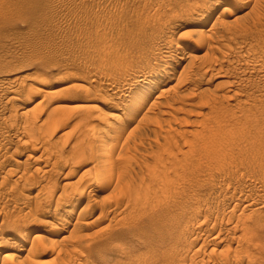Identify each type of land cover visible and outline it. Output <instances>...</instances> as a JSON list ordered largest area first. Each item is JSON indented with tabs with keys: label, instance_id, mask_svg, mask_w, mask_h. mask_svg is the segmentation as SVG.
<instances>
[{
	"label": "rangeland",
	"instance_id": "obj_1",
	"mask_svg": "<svg viewBox=\"0 0 264 264\" xmlns=\"http://www.w3.org/2000/svg\"><path fill=\"white\" fill-rule=\"evenodd\" d=\"M199 42L204 43V46ZM195 43L204 48L198 49ZM176 45H184L185 51L180 52L177 49L180 46L176 47ZM157 55L159 58L162 56L158 69L166 63L171 66L178 63V66L171 71L174 73L173 80H169L170 76L166 74L150 85L149 81L153 80L152 75L146 73L144 78L142 74L145 70L144 66L146 68ZM185 65L189 68H185ZM182 68L186 70V74L182 72ZM180 73L185 76L182 75L180 78ZM187 75L192 77L188 78ZM156 97L159 99L155 100ZM155 102L157 105H154ZM171 102V106H166ZM150 105L153 107L152 110L149 109ZM147 110L150 112L148 113ZM107 115H113L114 118L108 119ZM146 117L151 121H144ZM100 120L103 121L100 122ZM139 120L141 122L136 123ZM93 127H96L95 131L99 130L98 134H93L94 137L91 132L86 134ZM108 127H114L116 137L112 134L110 139H100L104 137ZM141 132L144 134H140ZM117 137L119 143L116 140ZM126 137H129L128 140ZM137 137H142L144 140H138ZM124 139L128 144L124 142ZM81 142L85 143L84 148L81 147ZM112 143H118L116 148L121 147V150L117 149L112 153L114 181L110 185L112 187L96 195L99 175L105 167L104 160L100 159L102 157L96 154L102 149L107 150ZM217 146L226 153L219 151ZM79 147L80 151H78ZM125 147L127 149L124 151ZM212 147L219 151L215 152L219 157L216 156V161L223 162L222 165L226 164L218 167L220 172L217 173L215 171L217 162L211 163L199 157L200 153ZM96 148L101 150L95 151ZM179 150L183 155L181 152V154L178 153ZM188 153L191 155L189 158ZM184 154L187 156L185 157ZM172 155L173 161L169 159ZM223 155L227 156V161ZM125 156L130 159L128 163L125 162ZM158 157L163 163L159 162L161 159ZM120 158L125 159L126 165L120 162L122 161ZM166 159L170 161L166 162ZM224 159L226 162L223 161ZM177 161H180L178 166L181 164L182 167L175 169L174 165ZM170 162L174 164L171 168L176 172L168 168ZM204 163L209 170L204 168L206 167ZM230 164H234L235 168H232ZM159 165L164 168L166 165L165 169L168 171ZM123 168L133 169V172L128 170L130 173H125V170L124 173L127 176L124 177L128 184H119L118 189L116 181L118 180L119 183L123 181L124 177L122 178L120 174ZM153 168V174L157 172L154 177L151 174ZM197 168L199 172H194L193 169L197 170ZM155 169H157L156 172ZM186 169L187 172H185ZM170 170L174 175L180 176L181 172L184 173L180 177L176 175L177 179L174 180L176 176L174 177L173 173V177L170 176ZM189 170L192 171L191 174L188 173ZM223 171L227 173L223 175ZM230 174L234 177H230ZM150 175L153 177L152 181ZM156 175L161 178L165 175V177L160 179ZM167 176L171 185L176 180L178 184L174 182V188H169L170 185L165 190L160 181L163 180L164 183ZM149 180L152 184L154 180L162 186L159 189L155 188L156 190L152 189ZM181 180H184L183 183L180 182ZM206 180L211 182L212 187L209 182L206 183ZM168 181H166L167 184H169ZM188 181L193 182L188 185ZM148 183L151 185L148 186ZM139 184H143L141 185L143 189L138 186ZM144 184H147L148 188ZM221 184H223L222 187H218ZM124 185H130L131 188L139 187L142 189L140 193L146 189L154 190V193L151 192L155 194V200L159 198L157 201L160 202L161 205L158 203L160 207L155 206L157 211L152 209V205L157 202H152L154 198L149 197L152 195L146 190L149 193L145 191L144 194H148L149 199L146 200L145 195H141V198L143 202L151 201V204L147 203V205L152 206V210L143 206L145 209L143 208L140 218L135 213L136 210L131 208L141 221L137 224L138 219L135 216L137 220L133 216L131 218L130 202L126 205L129 200L127 198L130 196L116 193V190L119 191ZM153 187L159 186L153 184ZM161 187L163 191L160 190ZM175 187L179 191L180 188L181 190L184 188L188 194L185 197L181 196V200L179 196L172 199L171 193ZM260 190L264 191V0H0V264H124L123 256L126 254L130 255L125 256L127 264H139V262L140 264H164L166 261L165 264H170L171 261H173L171 264H191L192 259L193 264H202V261L207 262L204 264H224L222 259L225 261V258H227L225 264H235L240 257L238 260L240 263L236 262L237 264H246L247 260L252 261L253 264H264V225L260 226L262 230L256 228L263 233V236L259 235V231L256 233V229L249 227L256 233L250 242L247 240L253 236L251 230L244 233L248 227L243 229L239 227L244 223L247 224V220L244 219L251 215L249 213L251 209L243 208L246 202L257 200L258 204L262 202L261 206H264L262 205L264 192ZM238 192H241L243 201L238 202L239 206L236 209L231 207L232 203H236H231L234 201L231 196H239ZM227 193L232 195L228 196ZM123 197L125 198L122 199ZM228 197H231L230 200ZM249 197L251 201L248 200ZM200 198L203 200L201 201ZM215 198H219L218 201ZM224 198L230 203L229 205ZM177 199L180 200L178 203H176ZM198 199L201 204L209 205L211 202V207L201 206L197 203ZM189 201L196 202V205ZM174 203L179 206L177 207ZM86 204H92V209ZM124 206L127 209H124ZM162 206L166 209L165 214H163L165 209ZM184 206L185 210L182 208ZM196 206H198L197 209ZM200 206L201 212L198 210ZM205 207H209L211 212H207L208 208ZM139 209L138 207V212ZM146 209L151 211L145 212ZM170 209L172 212L175 210V214L168 213ZM191 209L196 211L193 213ZM223 209L229 215L225 213V219L221 216L216 218L217 213L214 211L220 213ZM262 209L260 212L263 214H260L264 215V208ZM152 211L156 214H153L154 217L150 214ZM182 211L183 216L186 217H182L181 220ZM166 214H169L168 219ZM188 215L193 216H191L192 220ZM170 216L175 218L171 220ZM133 218L136 225H133L134 222L129 223L133 221ZM229 219L230 222L227 224ZM174 220L178 223L182 222L181 225L179 223L180 226H176L177 223ZM211 220L214 221L211 222ZM208 221L209 223H205ZM220 222L224 223L221 225ZM187 223H197L196 225L202 223V226L196 227L195 224ZM212 224L218 228L212 229ZM166 226L171 227L170 229L175 232L172 234L170 232L172 230ZM184 226L191 228L193 232L189 228L186 230ZM165 228L171 233V237ZM181 228L184 229L183 232L180 231ZM208 229V232L212 233L211 236L206 231ZM237 229H242L243 233L241 234L242 231ZM161 231H164V234L167 232L168 236ZM184 231H190V233L185 234ZM218 231L222 233L219 235ZM249 233L252 234H250L251 238L245 236ZM187 234H192L189 235L188 242L193 241L188 243L189 245L186 244ZM184 235L186 239L183 238ZM35 236L39 239L42 237L43 240L37 239L36 241H39L37 243L34 241ZM113 236L115 240L111 238ZM165 237L167 239H164ZM174 238L178 240L183 238V240L177 241ZM204 239H209L210 242ZM241 239L248 242V244L245 243L249 245L246 247L249 251L244 247L245 243ZM238 240H241V244ZM171 241L177 242L172 244ZM31 243L36 246L31 247ZM17 244L21 245V251L14 249ZM153 244L157 245L156 251L159 250V254L155 251L156 245L153 246ZM179 244L182 249L178 248ZM200 244L209 246L204 245L201 249ZM217 244L218 246H215ZM250 244L254 248L256 245L258 247L254 249ZM191 245L194 248L190 249ZM260 245H263L262 253ZM113 246L116 250L122 251L124 248L126 250L124 254L119 250L115 252ZM184 246L190 249V254L186 249L184 253L179 252L183 251ZM237 246L242 248L239 249ZM30 247L35 248L32 250ZM169 247H173L174 251ZM70 248L74 250V253ZM175 248L179 249V251L176 250L178 253ZM197 248L199 252L195 253ZM237 248L245 252L238 253ZM213 250L214 254L211 253ZM255 250L260 251L257 254ZM168 251H173L170 253L171 256L168 255ZM193 251L196 256L193 255ZM11 254L13 257L9 256ZM172 254L176 256L172 257ZM178 254L187 255L184 257ZM245 254L251 257L246 255L248 257L246 258ZM165 255L169 257L166 258ZM190 255L197 258L192 256L191 258ZM170 257L174 260L170 259L168 263ZM133 258L137 259L136 263ZM153 258L156 263H153ZM233 259L236 261L234 262ZM195 260L199 261L195 262ZM253 260L257 262L254 263Z\"/></svg>",
	"mask_w": 264,
	"mask_h": 264
},
{
	"label": "bare ground",
	"instance_id": "obj_2",
	"mask_svg": "<svg viewBox=\"0 0 264 264\" xmlns=\"http://www.w3.org/2000/svg\"><path fill=\"white\" fill-rule=\"evenodd\" d=\"M243 1H246V0H243ZM203 41H204V40H203ZM222 41H223V40H222ZM208 42H209V41H208ZM218 43H219V42H218ZM218 43H216V44H218ZM195 44H196V43H195ZM199 44H202V45L204 46V43H200V42H199ZM208 44H209V43H208ZM210 44H211V43H210ZM202 45H199V46H198V45L196 44L195 46H196L198 49H202V48H204ZM177 46H180V45H176V47H177ZM211 46H212V45H211ZM213 46L215 47V45H213ZM223 46H224V45H223ZM196 47H195V49H196ZM205 47H206V46H205ZM185 48H186V46H185ZM207 48H208V47H207ZM177 49L180 50V52H184V51H185V49H184V45L178 47ZM209 49L212 50L211 48H209ZM153 50H154V49H153ZM168 50H169V49H168ZM206 50L208 51V49H206ZM173 51H174V50H173ZM175 51H176V50H175ZM187 51H188V50H187ZM153 53H154V51H153ZM155 54H156V53H155ZM155 54H153V55H155ZM157 54L159 55V53H157ZM160 54H161V53H160ZM183 54H184V53H183ZM183 54H182V55H183ZM187 54H188V53H187ZM158 55L155 56L156 58H154V60H153L152 62H150L149 64L147 63L148 65L146 64V65H147L146 68H145V66H144V69H145V70L143 69L144 71L142 70V71L144 72V73L142 74V77L144 76V78H146V77H145L146 73H149L150 75H152V77H151V76H150V77L153 78V80H152V81H149L150 85L153 84L154 82H156V80H157L158 78L163 77V76H166V74H169V76H170V77H169V80H171L172 77H173V74H174V73H172L171 71L174 70V67H175V66H178V63H177V64H174V66H171L170 64L166 63L163 67H162V65H161V67L158 69V67H159V61L162 60V59H160L162 56L160 55L161 57L159 58ZM178 55H179V54H178ZM174 58H175V57H174ZM178 58H179V57H178ZM183 58H184V57H183ZM183 58H182V59H183ZM178 60H179V59H178ZM150 61H151V60H150ZM212 61H213V60H212ZM215 62H216V60H215ZM173 63H174V62H173ZM173 63H172V64H173ZM211 63H212V62H211ZM253 63H254V62H253ZM254 64H255V63H254ZM187 65L189 66V64H187ZM204 65H205V64H204ZM209 65H210V63H209ZM188 66L185 65L184 67H185V68H186V67L189 68ZM250 66H251V64H250ZM211 68H212V67H211ZM211 68H210V69H211ZM201 69H202V67H201ZM182 70H183V68H182ZM208 70H209V68H208ZM211 70H212V69H211ZM219 70H220V68H219ZM187 71H188V70H187ZM212 71H213V70H212ZM221 71H222V70H221ZM182 72H183V73L185 72V74H186V70H183ZM204 72H205V71H204ZM206 72H207V70H206ZM218 72H220V71H218ZM139 73H140V72H139ZM141 73H142V72H141ZM220 73H221V72H220ZM149 74H148V75H149ZM185 74L183 75L182 73H180V76H179V77L181 78L182 75L185 76ZM203 74H205V73H203ZM138 76H139V75H138ZM140 76H141V75H140ZM167 76H168V75H167ZM135 77H136V76H135ZM147 77H148V76H147ZM150 77H148V78H150ZM187 77L189 78V77H192V76H191V75H187ZM136 78H137V77H136ZM173 78H174V77H173ZM221 78H222V77H221ZM134 79H135V78H134ZM139 79H140V78H139ZM141 80H142V79H141ZM159 80H160V79H159ZM169 80H168V81H169ZM172 80H173V79H172ZM185 80H186V79H185ZM188 80H189V79H188ZM188 80H187V81H188ZM145 81H146V79H145ZM137 82H138V81H137ZM139 82H140V81H139ZM147 82H148V81H147ZM157 82H158V81H157ZM165 82H167V81H165ZM158 83H159V82H158ZM159 84H160V83H159ZM164 84H165V83H164ZM152 86H153V85H152ZM155 88H156V87H155ZM41 90H42V89H41ZM117 90H118V89H117ZM41 92H42V91H41ZM43 92H44V91H43ZM118 92H120V91H118ZM47 94H48V93H47ZM140 94H141V93H140ZM142 95H143V94H142ZM232 97H233V96H232ZM10 98H11V97H10ZM10 98H9V99H10ZM12 98H13V97H12ZM158 99H159V97H156L155 100H158ZM7 102H8V101H7ZM143 102H144V101H143ZM154 105H157L156 102H155ZM171 105H172V102H171V104L169 103V104H167L166 106H171ZM150 108H151V109H150ZM152 108H153L152 105H150L149 109L152 110ZM154 108H155V106H154ZM165 108H168V107H165ZM150 110H147V112H148V111L150 112ZM136 111H137V110H136ZM149 112H148V113H149ZM26 114H27V113H26ZM26 114H25V115H26ZM145 114H146V112L144 113V115H145ZM110 115H111V114H110ZM107 116H108V119H113V118H114L113 115H112V116L107 115ZM114 116H115V115H114ZM145 116H146V115H145ZM147 117H148V116H147ZM147 117H146L145 119H143V120H144V121H151V120H149ZM141 118H142V117H141ZM139 119H140V118H139ZM147 119H148V120H147ZM143 120L141 119L142 122H143ZM101 121H103V120H100V122H101ZM141 121L139 120V122H136V123L139 124ZM98 122H99V121H98ZM106 122H107V121H106ZM107 124H108V123H107ZM107 124H106V125H107ZM138 124H137V125H138ZM151 124H152V122H151ZM205 126H206V125H205ZM209 126H210L209 128H211V125H209ZM161 127H162V126H161ZM167 127H168V126H167ZM159 128H160V127H159ZM169 128H170V127H169ZM215 128H216V127H215ZM140 129H142V127H140ZM140 129H138V130H140ZM203 129H205V127H203ZM91 130H92V131H91ZM91 130H89V132L87 131L86 134L91 132V134H92V136H93L94 133L99 132V130H98V131H95V130H97L96 127H95V128L93 127ZM106 130H107V131L104 133V137H100V139H102V138H104L103 140H105V139H106V140H107V139H110V136H111L112 134H114V131H115L114 127H108V129L106 128ZM157 130H158V131H157V133H158V132H159V129L157 128ZM207 130H208V129H207ZM160 131H162V129H160ZM163 131H165V130H163ZM92 132H93V133H92ZM139 132H140V131H139ZM139 132H138V133H139ZM144 132H145V130H144ZM167 132H168V131H167ZM178 132H179V131H178ZM210 132H212V130H211ZM32 133H33V132H32ZM32 133H31V134H32ZM146 133H147V132H146ZM164 133H165V132H164ZM164 133H163V134H164ZM208 133H209V132H208ZM215 133L218 134V132H215ZM91 134H90V136H91ZM97 134H98V133H97ZM132 134H133V133H132ZM140 134H142V132H141ZM143 134H144V133H143ZM143 134H142V135H143ZM179 134H180V133H179ZM210 134H211V133H210ZM87 135H88V134H87ZM128 135H129V134H128ZM133 135H135V134H133ZM138 135H139V134H138ZM85 136H86V135H84V137H85ZM90 136H89V137H90ZM102 136H103V135H102ZM114 136H115V134L113 135V137H114ZM129 136H130V135H129ZM136 136H137V135H136ZM158 136H159V135H158ZM206 136H207V135H206ZM208 136H209V135H208ZM212 136H213V135H212ZM215 136H216V135H215ZM86 137H87V136H86ZM93 137H94V136H93ZM113 137H112V140H113ZM115 137H116V136H115ZM133 137H135V136H133ZM142 137H143V136H142ZM142 137H141V138H140V137H139V138L137 137V139H138V140H139V139H142ZM145 137H146V136H145ZM209 137H210V136H209ZM120 138H121V137H120ZM122 138H123V136H122ZM127 138H129V137H126V139H127ZM135 138H136V137H135ZM154 138H155V137H154ZM83 139H84V138H83ZM100 139H97V140H100ZM114 139H115V138H114ZM130 139H131V138H130ZM130 139H129V141H130ZM132 139H134V138H132ZM137 139H135V140H137ZM147 139H148V138H147ZM152 139H153V138H152ZM152 139H151V140H152ZM169 139H170V138H169ZM91 140H92V138H91ZM116 140H117V141L119 140L118 137H117ZM127 140H128V139H127ZM127 140H126V141H127ZM142 140H144V139H142ZM142 140H141V141H142ZM82 141H83V140H82ZM92 141H95V139L92 140ZM108 141H109V140H108ZM108 141H107V142H108ZM113 141H114V140H113ZM113 141H111V142H113ZM117 141H116V142H117ZM120 141H121V140H120ZM141 141H138V142H141ZM204 141H206V139H205ZM208 141H209V140H208ZM124 142H125V139H124ZM131 142H132V141H131ZM131 142H129V144H130ZM133 142H134V141H133ZM138 142H137V145H138ZM167 142H168V141H167ZM81 143H82V142H81ZM101 143H102V142H101ZM101 143H100V144H101ZM103 143H104V142H103ZM118 143H119V141H118ZM118 143H116V144H118ZM121 143H123V141H122ZM125 143H127V142H125ZM125 143H124V145H125ZM83 144H85V143L83 142V143L81 144V147L83 146ZM88 144H89V142H88ZM93 144H94V143H93ZM105 144H106V143H105ZM109 144H110V142H109ZM116 144H115V143H112L111 145H109V147H108L107 150L104 149L105 151H104L103 149L101 150V148H99V150H101V151H100L98 154L95 153L97 156L102 157V158H100V159H102L101 161L104 160L103 162L105 163V167H104L103 171H102V172L100 173V175H99V180H98L97 187H96V190H95V191H96V192H95L96 195H97V194H101V193L104 192L107 188L112 187V186H110V185L113 183V181H114V178H113L114 176H112V170H113V169H112V166H113V163H112V162H113V161L111 160V158H113L114 156L112 157V153L115 152L117 149H120V150H121V147H120V148H116V146H117ZM127 144H128V143H127ZM132 144H133V143H132ZM143 144H144V143H143ZM150 144H151V143H150ZM173 144H174V142H173ZM204 144H205V143H204ZM206 144H207V143H206ZM78 145H79V144H78ZM78 145H77V146H78ZM133 145H135V143H134ZM133 145H132V146H133ZM88 146H89V145H88ZM99 146H100V145H99ZM103 146L105 147V145H103ZM103 146H102V147H103ZM120 146H121V144H120ZM126 146H127V145H126ZM132 146H131V148H132ZM138 146H139V145H138ZM142 146H143V145H142ZM198 146H199V145H198ZM202 146H203V145H202ZM210 146H211V144H210ZM134 147H135V146H134ZM136 147H137V146H136ZM82 148H84V146H83ZM88 148H89V147H88ZM105 148H106V147H105ZM176 148H177V147H176ZM201 148H202V147H201ZM218 148H219V151L225 152V151H223V149H220V147L217 146V149H218ZM221 148H222V147H221ZM80 149H81V148L79 147V150H78V149H77V150L80 151ZM85 149H86V148H85ZM124 149H127V148L125 147V148H123V150H124ZM138 149H140V148H138ZM190 149H191V148H190ZM96 150H97V148L95 149V151H96ZM99 150H97V151H99ZM114 150H115V151H114ZM177 150H178V149H177ZM188 150H189V149H188ZM224 150H225V149H224ZM124 151H125V150H124ZM133 151H134V150H132V152H133ZM200 151L202 152V149H201ZM219 151H218V150L216 151V148H215V147H212V149H208V150H205V151H203L202 153H200V156H199V157H200V158H203L204 160H206V161H208V162H211V163H212V162H217V161H216V156H217V155H216L215 152H219ZM76 152H77V151H76ZM86 152H87V151H86ZM91 152H92V151H91ZM117 152H118V151H117ZM156 152H157V151H156ZM180 152H181V151L179 150L178 153H180ZM189 152H190V151H189ZM82 153H83V152H82ZM124 153H126V152H124ZM181 153H182V152H181ZM181 153H180V154H181ZM225 153H226V152H225ZM153 154H154V153H153ZM188 154H189V156H188V158H189L191 155H190V153H188ZM220 154H222V153H220ZM90 155H91V154H90ZM113 155H115V154H113ZM155 155H156V154H155ZM157 155H158V153H157ZM157 155H156V156H157ZM173 155H174V154H173ZM173 155L171 156V158H169L170 160H172ZM182 155H183V153H182ZM226 155H227V154H226ZM88 156H89V154H88ZM92 156H93V155H92ZM118 156H119V155H118ZM122 156H123V155H122ZM122 156H121V158H122ZM184 156H185V154H184ZM186 156H187V155H186ZM186 156H185V157H186ZM220 156H222V155H220ZM217 157H218V156H217ZM223 157H224V155H223ZM115 158H116V157H115ZM117 158H119V157H117ZM121 158H120V159H121ZM125 158H126V160L124 159L125 162L130 161V159H127L126 156H125ZM159 158H160V157H158V159H159ZM174 158H175V155H174V157H173V160H174ZM188 158H187V159H188ZM192 158H193V156H192ZM218 158H219V157H218ZM224 158H226V161H227V159H228L227 156L224 157ZM230 158H231V157H230ZM230 158H229V159H230ZM96 159H97V158H96ZM160 159H161V158H160ZM197 159H198V158H197ZM121 160H122V161H120V162H122L123 164L126 165V163L124 162V160H123V159H121ZM170 160L166 159V162H167V161H170ZM173 160H172V161H173ZM194 160H195V159H194ZM231 160H232V159H231ZM99 161H100V160H99ZM101 161H100V162H101ZM197 161H199V159H198ZM197 161H196V162H197ZM206 161H205V162H206ZM221 161H222V158H221ZM223 161H225V159H224ZM226 161H225V162H226ZM228 161L230 162V160H228ZM234 161H235V160H234ZM234 161H232V162H234ZM103 162H101V164H103ZM154 162H155V161H154ZM159 162H162V163H163L162 159H161V161L159 160ZM189 162H190V160H189ZM229 162H227V163H229ZM127 163H128V162H127ZM178 163H180V161H177V162L175 163V165L172 164V163L170 162V165H169L170 167L168 166V168H169V169H172V168H171L172 165H174L175 169H176L177 167H178V168L182 167L181 164L179 165V166H180V167H179V166H178ZM181 163H182V162H181ZM186 163H187V162H186ZM186 163H185V164H186ZM197 163H198V162H197ZM206 163H207V162H206ZM206 163H204V164L206 165V167H204V168H207V167H208ZM222 163H223V162H222ZM222 163H218V162H217V164H218L219 166L217 165V166L215 167V168L217 169V170H215L216 173H217V172H220V171H218V169H219L218 167H221V166L223 167L224 165H226V164L222 165ZM234 163H235V162H234ZM154 164H155V163H154ZM157 164H160V163H157ZM208 164H210V163H208ZM125 165H124V166H125ZM135 165H136V164H134V166H135ZM167 165H168V163H167ZM186 165L188 166L189 164H186ZM191 165H192V164H191ZM201 165H202V164H201ZM214 165H215V164H214ZM231 165H232V164H230V166H231ZM233 165H234V164H233ZM233 165H232L231 167H232V168H235V167H233ZM103 166H104V165H103ZM159 166H161V165H159ZM212 166H213V165H212ZM230 166L227 165V167H229V168H230ZM113 167H114V166H113ZM161 167L164 168V166H161ZM161 167H160V169H161ZM172 167H173V166H172ZM183 167H184V166H183ZM192 167H194V166L192 165ZM237 167H238V166H237ZM131 168H133V166H131ZM165 168H167L166 165H165ZM165 168H164V169H165ZM185 168H188V167L185 166ZM204 168H203V169H204ZM208 168H209V167H208ZM208 168H207V170H209ZM210 168H211V167H210ZM215 168H213V169H215ZM229 168H228V169H229ZM114 169H115V168H114ZM164 169H161V171L164 170ZM175 169H174V170H175ZM181 169H182V168H181ZM194 169H195V168H194ZM194 169H193L194 172H195V171H198V168H197V170H194ZM203 169H202V170L200 169V171H203ZM220 169H221V168H220ZM123 170H124V171H123ZM125 170H126V172H125ZM128 170H129V171L131 170V171L133 172V169H127V168H123V169H122V173H120V174H122V175H121L122 178H123L124 176H127V174H125V173H130V172H128ZM166 170H167V169H165V171H166ZM172 170H173V169H172ZM174 170H173V171H174ZM177 170H178V169H177ZM184 170H185V169H184ZM204 170H205V169H204ZM210 170H211V169H210ZM151 171H152V173H151L150 171H149V172H150L151 174H153V172H154V168H153ZM156 171H157V169H155V172H156ZM159 171H160V170H159ZM159 171H158V174H159ZM165 171H164V172L162 171V172H163L164 174H166ZM167 171H168V170H167ZM179 171H181V170H179ZM179 171H178V172H179ZM211 171L213 172V170H211ZM211 171H210V173H211ZM215 171H214V172H215ZM224 171H225V170H224ZM224 171H223V175H224V173H225ZM227 171H228V170H227ZM124 172H125V173H124ZM162 172H161V173H162ZM169 172H170V174H171L170 176H172V173H173V172L171 173V170H170ZM174 172H176V171H174ZM185 172H187V169H186ZM191 172H192V171H191ZM191 172H190V170L188 171L189 174H191ZM198 172H199V171H198ZM204 172H205V171H204ZM123 173H124V174H123ZM181 173H182V175H180V176H183V173H184V172H181ZM196 173H197V172H196ZM202 173H203V172H202ZM226 173H227V172H226ZM226 173H225V174H226ZM228 173H229V172H228ZM231 173H233V172H231ZM155 174H157V172H156ZM155 174H153V177H154ZM179 174H180V172H179ZM192 174H193V173H192ZM208 174H209V173H208ZM213 174H214V173H213ZM219 174H220V173H219ZM221 174H222V173H221ZM69 175H70V174H69ZM167 175H168V174H167ZM173 175H174V173H173ZM176 175H177V174H176ZM176 175H174V177H175ZM193 175H194V174H193ZM195 175H196V174H195ZM214 175H215V174H214ZM216 175H217V174H216ZM117 176H118V175H117ZM119 176H120V175H119ZM156 176H157V175H156ZM168 176H169V175H168ZM168 176L166 177L167 180L164 179V180H165V181H164L165 185H164V183H163V180L160 181V180H158V178H156L158 181H160V182L163 184V187L165 188V190H166V188L168 189V187L171 185V183H169V182H171V181H170V179H168ZM177 176H179V175H177ZM177 176L174 178V180L177 179ZM180 176H179V177H180ZM187 176H189V175H187ZM210 176L212 177L211 174H210ZM218 176H219V175H217V178H219ZM232 176L234 177V175H232ZM232 176H231V174H230V177H232ZM153 177H152V175H150V180L153 179ZM157 177H160V176H157ZM163 177H165V175H163L162 178L160 177V179H163ZM172 177H173V176H172ZM185 177H186V176H185ZM194 177H195V176H194ZM196 177H197V176H196ZM196 177H195V178H196ZM198 177H199V175H198ZM213 177H214V176H213ZM220 177H221V176H220ZM222 177H225V176H222ZM230 177H229V178H230ZM235 177H236V176H235ZM118 178H119V177H117V179H118ZM169 178H170V177H169ZM186 178H188V177H186ZM195 178H194V179H195ZM217 178H216V179H217ZM227 178H228V177H227ZM125 179H126V177H124V178H123V181L120 182V183H119L118 180H117L116 183H118V184H117V187H116V188H118V187L120 186L119 184H121V185H122V184H126L127 181H125ZM171 179H172V178H171ZM189 179L191 180V178H189ZM197 179H198V178H197ZM197 179H196V180H197ZM223 179H224V178H223ZM230 179H231V178H230ZM234 179H235V178H234ZM234 179H233V180H234ZM115 180H116V179H115ZM121 180H122V179H121ZM121 180H120V181H121ZM150 180H149L148 182H151V181H152V180H151V181H150ZM168 180H169V181H168ZM185 180H188V179H185ZM196 180H194V181H196ZM218 180H220V179H218ZM124 181H125V182H124ZM158 181H157V182H158ZM166 181H168L169 184H167ZM177 181H178V180L173 181V183L175 182V184H178V183H176ZM183 181H184V180H183ZM183 181L181 180L180 182L183 183ZM206 181H207V180H206ZM216 181H217V180H216ZM224 181H225V180H224ZM235 181H236V180H235ZM188 182H189V181H188ZM188 182H186V183H188ZM191 182H193V181H191ZM191 182H189L188 185H191V184H190ZM201 182H202V181H201ZM208 182L210 183V187H212V186H211V182H210V181H207L206 183H208ZM214 182H215V181H214ZM217 182H218V181H217ZM221 182H222V183H225V182H223V181H220V183H221ZM226 182H227V181H226ZM230 182H231V180H230ZM233 182H234V181H233ZM114 183H115V182H114ZM161 183H160V184H159V182H158V183H155L154 180H153V184H156V185L158 184L159 187H153L152 182H151L152 186H150L151 184H149V183H148V186H150L152 189H153V188H154V189H155V188H156V189H159L160 186H162ZM173 183H172V185H171L169 188H174V186H173L174 184H173ZM182 183H181V184H182ZM186 183H185V184H186ZM204 183H205V182H204ZM218 183H219V182H218ZM218 183H217V184H218ZM227 183H229V182H227ZM87 184H88V183H87ZM127 184H128V183H127ZM166 184H167V185H166ZM179 184H180V183H179ZM197 184H198V183H197ZM67 185H68V184H67ZM69 185H70V184H69ZM114 185H115V184H114ZM141 185H143V184H141ZM141 185L139 184L138 186H140V187L143 189V186H141ZM144 185H145V184H144ZM182 185H183V184H182ZM198 185H199V184H198ZM205 185H206V184H205ZM208 185H209V184H208ZM208 185H207V186H208ZM215 185H216V183H215ZM222 185H223V184H221V186L218 185V187H222ZM131 186H133V185H131ZM135 186H136V185H135ZM138 186H136V187H138ZM148 186H147V184L145 185V187H147V188H148ZM178 186L181 187V185H178ZM192 186H193V185H192ZM121 187H122V186H121ZM182 187H183V186H182ZM195 187H196V186H195ZM83 188H84V187H83ZM116 188H115V189H116ZM129 188H131L130 185H124L122 188H120L119 191L116 190V193L119 192L118 194L129 195L130 197L127 198V199H129L130 201L128 200V203H126V205L129 204V202H130V205H131V206L128 205V206H130V210H131V208H132V210H134V211L136 210L135 213H137V215H139V216L141 215V216H142V212H143V210H144L145 208L149 207V206L147 205V203H148L149 205L151 204V201H150V200H149L150 203L146 201V200L149 199L148 196H147L148 194H147V195L144 194V192H145L146 190L150 191V189H146L145 191L142 192V193H143V194H142V193H140V190L142 191V189L139 188V187H138V188H135V187L131 188L133 192H132L131 189H129ZM164 188H163V189H164ZM176 188H177V187H175L174 190L172 189V190H173V192L171 193V194H172V195H171V198H172V199H174V198L176 199V197L179 196V197H180L179 199L181 200V196H182V197H183V196L185 197V195L188 194V193L186 194V191L184 190V188H183L182 190H181V188H180V191H179V190H176ZM187 188H189V190H190V186H188ZM187 188H186V189H187ZM197 188H198V187H197ZM200 188H201V187H200ZM118 189H119V188H118ZM134 189H135V190H134ZM144 189H145V188H144ZM152 189H151V191L154 193V190H152ZM156 189H155V190H156ZM220 189L222 190V188H220ZM225 189H226V187L224 188V190H225ZM228 189H229V187H228ZM228 189H227V190H228ZM107 190H108V189H107ZM160 190H162V187H161ZM172 190H171V191H172ZM187 190H188V189H187ZM191 190H193V189H191ZM221 190H220V191H221ZM148 191H146V193H149ZM151 191H150L149 194H151L152 196H149V197H151V198H152V197H153V198L156 197L155 194H152ZM162 191H163V190H162ZM230 191H231V189H230ZM230 191H228V192H230ZM235 191H236V190H235ZM260 191H263V190H260ZM82 192H84V190H82ZM187 192H189V191H187ZM192 192H193V191H192ZM221 192H222V191H221ZM242 192H243V191H242ZM244 192H245V191H244ZM250 192H251V191H250ZM263 192H264V191H263ZM163 193H164V192H163ZM165 193H166V192H165ZM189 193H191V191H190ZM194 193H195V192H194ZM219 193H220V192H219ZM223 193H224V192H223ZM233 193H235V192H233ZM238 193H239V192H238ZM240 193H241V192H240ZM240 193H239V196H238V195H236V194H237V192H236V194H235V195H236L235 197H237L236 200H235V197H234V196H231L232 199L234 200V201H231V203H232V202H236V203H232V204H233V206H231L232 208L234 207V208L237 209V207L239 206V203H238V202H242V201H243V196L240 195ZM80 194H82V193H80ZM112 194H115V193H112ZM167 194H168V193H167ZM196 194H197V193H196ZM217 194H218V193H217ZM227 194H228V196H229L230 194L232 195V193H230V194L227 193ZM242 194H243V193H242ZM249 194H250V193H249ZM259 194L261 195V193H259ZM82 195H84V194H82ZM141 195H145V196L147 197L146 200H145V202H143L144 200H143V198H141V197H142ZM193 195H194V194H193ZM222 195H226V194H222ZM255 195H256L257 197H259L257 194H255ZM94 196H95V195H94ZM191 196H192V194H191ZM220 196H221V194H220ZM251 196H252V195H251ZM262 196H263V195H262ZM262 196H261V197H262ZM125 197H126V196H125ZM125 197H123L122 199H124ZM186 197H187V196H186ZM218 197H219V196H218ZM231 197H230V198H231ZM245 197H246V196H245ZM252 197H253V196H252ZM257 197H255V198H257ZM261 197H260V198H261ZM76 198H77V197H76ZM130 198H131L132 200H131ZM153 198H152V199H153ZM167 198H168V197H167ZM167 198H166V199H167ZM171 198H170L169 200H171ZM197 198H198V197H197ZM222 198H223V196H222ZM222 198H221V199H222ZM225 198H227V197L225 196ZM225 198H224V200H225ZM228 198H229V197H228ZM230 198H229V200H230ZM253 198H254V197H253ZM47 199H48V198H47ZM144 199H145V198H144ZM155 199H156V198H154V199H153L154 201H152V202H157V203H156V204L154 203V205H152L153 208H152V206L149 207L150 209L152 208V209L156 210V208H155L156 205H157V206H156L157 208L160 207V206L158 205V203L160 204V202L157 201V200H159V198H158L157 200H155ZM182 199H183V198H182ZM190 199H192V198H190ZM215 199L217 200V199H219V198H215ZM249 199H250V197L248 198V200H249ZM77 200H79V199L77 198ZM81 200H82V199H81ZM142 200H143V201H142ZM180 200L177 199V202H176V203H178ZM184 200H185V198H184ZM188 200H189V199H188ZM200 200L202 201L203 199L200 198ZM204 200H205V199H204ZM224 200H223V201H224ZM227 200H228V199H227ZM251 200H252V199H250V201H251ZM259 200H261V199H259ZM166 201H168V199H167ZM174 201H175V200H174ZM174 201H172V202H174ZM198 201H199V199H198ZM198 201H197V203L201 204L200 201H199V202H198ZM205 201H206V200H205ZM205 201H204V202H205ZM217 201H218V200H217ZM221 201H222V200H221ZM225 201H226V200H225ZM246 201H247V200H246ZM60 202H61V201H60ZM79 202H81V201H79ZM131 202H132V203H131ZM182 202H183V200H182ZM189 202H190V201H189ZM212 202H214V201H212ZM258 202H260V201H258ZM263 202H264V201H263ZM58 203H59V202H58ZM75 203H77V202H75ZM90 203H91V202H90ZM119 203H120V202H119ZM119 203H118L117 205H119ZM169 203H170V205H171V201H170ZM169 203H168V204H169ZM190 203H194V204L196 205V202H190ZM205 203H206V202H205ZM210 203H211V202H210ZM210 203H209V205L201 204V206L204 205V206H209V207H211V206H210ZM216 203H218V202H216ZM220 203H221V202H220ZM223 203H224V202H223ZM226 203H228V202L226 201ZM261 203H262V202H261ZM261 203L258 204V203H257V200H256V201L253 200V201H251V202H249V203L246 202L245 206H243L244 209H245V208H247V209L249 208V210H250V209L252 210V211L250 210V212H249V213H251V215H250V214H249L248 216L246 215L247 218L245 217L246 219H244L245 221L247 220V224H248L249 226H248L247 224H245V223H244V224L247 225V226H245L244 224H242V226H241V225L239 226L240 228L242 227V229H243V227H245V228L248 227V229H247L246 232H244V233H247V231H250L251 229L254 230V229H256V228H259V230H262L260 226L263 227V225H264V220H263V216H264V215H262L263 213L260 212V210H261L262 208H264V206H261ZM59 204H60V203H59ZM120 204H121V203H120ZM138 204H139V206H138ZM152 204H153V203H152ZM168 204H166V206H167ZM174 204H175V203H174ZM174 204H172V207H173ZM179 204H180V203H179ZM183 204L186 205L185 203H183ZM187 204H188V202H187ZM214 204H215V203H214ZM218 204H219V203H218ZM229 204H230V203H228V205H229ZM86 205H88V207H89L90 204H86ZM86 205H85V206H86ZM91 205H92V204H91ZM91 205H90V207H91ZM160 205H161V204H160ZM175 205H176V204H175ZM175 205H174V208H175ZM180 205H182V204H180ZM215 205H216V204H215ZM226 205H227V204H226ZM228 205H227V206H228ZM240 205L242 206V204H240ZM259 205H260L261 207H260ZM262 205H264V204H262ZM57 206H58V205H57ZM59 206H60V205H59ZM85 206H84V209L87 207V206H86V207H85ZM121 206H122V205H120V207H121ZM136 206H137V208H138V207L140 208V209H139V212H140V213L138 212ZM140 206H142V207H140ZM143 206H146V207L144 208ZM176 206L178 207L179 205L177 204ZM186 206H187V205H186ZM201 206L199 207L198 210H200ZM213 206H214V205H213ZM213 206H212V207H213ZM218 206H219V205H218ZM222 206H223V204H222ZM224 206H225V204H224ZM90 207H89V208H90ZM92 207H93V205H92ZM92 207H91V209H92ZM117 207H118V206H117ZM209 207H207L208 210H209ZM214 207H215V206H214ZM220 207H221V205H220ZM220 207H219V208H220ZM228 207H230V206H228ZM228 207H227V209H228ZM125 208L127 209L126 206H124V209H125ZM141 208H142V210H141ZM143 208H144V209H143ZM162 208H164V207L162 206ZM168 208H171V207L168 206ZM179 208H180V207H179ZM182 208L184 209L185 206L182 207ZM182 208H180V210H182ZM197 208H198V206H196V209H197ZM205 208H206V207H205ZM207 208H206V209H207ZM221 208H222V207H221ZM223 208H224V207H223ZM57 209H58V207H57ZM84 209H83V210H84ZM91 209H90V210H91ZM150 209H148V210L146 209L145 212H146V211L149 212V211L152 210V209H151V210H150ZM160 209H161V208H160ZM164 209H165V208H164ZM171 209H172V208H171ZM171 209H170V210H171ZM186 209H188V207H187ZM196 209H195V211H196ZM201 209H202V208H201ZM213 209H214V208H213ZM213 209H212V210H213ZM225 209H226V208H225ZM225 209L222 210V211H224V212L221 211L220 213L214 211L215 213H217V214H216L217 216H215V217L217 218L218 216H221L222 218H224L225 215H226L225 213H227V212H225ZM244 209H243V210H244ZM67 210H68V209H67ZM87 210H89V209H87ZM115 210H116V209H115ZM132 210H131V212H132ZM173 210H174V209H173ZM180 210L178 209V212H180ZM184 210H185V209H184ZM189 210H190V209H189ZM208 210H206V211H207V212H211L210 210H209V211H208ZM217 210H218V209H217ZM262 210H263V209H262ZM262 210H261V211H262ZM70 211H71V210H70ZM70 211H69V212H70ZM85 211H86V210H85ZM134 211H133V212H134ZM156 211H157V210H156ZM159 211H160V210H159ZM174 211H175V210H174ZM174 211L172 212V210H171V211H169L168 213H170V212H171V213H174ZM187 211H188V210H187ZM191 211H192V209H191ZM193 211H194V210H193ZM193 211H192V212H193ZM195 211H194V212H195ZM218 211H220V209H219ZM232 211H234V210L232 209ZM232 211H231V212H232ZM66 212H67V211H66ZM116 212H117V211H116ZM133 212H132V214L130 213V214H131V218H132V216L134 217V216L136 215V214L133 213ZM148 212H147V213H148ZM152 212H153V211H152ZM152 212H150V214H151L152 217H154V216H153L154 212H153V213H152ZM165 212H166V209H165V211L163 212V214H165ZM194 212H193V213H194ZM200 212H201V210H200ZM200 212H199V215H200ZM207 212H206V213H207ZM214 212H213V213H214ZM231 212H230V213H231ZM78 213H79V212H78ZM138 213H139V214H138ZM147 213H144V214L147 215ZM171 213H170V214H171ZM180 213H181V212H180ZM260 213H262V214H260ZM144 214H143V216H144ZM150 214H149V215H150ZM159 214H162V213H159ZM174 214H175V213H174ZM184 214H186V213H184ZM190 214H191V213H190ZM209 214H211V213H209ZM227 214H228V213H227ZM69 215H70V214H69ZM154 215H156V214H154ZM178 215H180V214L178 213ZM181 215H182V216H181V220H182V217H184V216H183V211H182V214H181ZM196 215H197V214H196ZM228 215H229V214H228ZM228 215H227V216H228ZM261 215H262V216H261ZM65 216H66V215H65ZM141 216H140V218H141ZM168 216H169V214H168V215L166 214L167 219H168ZM172 216H173V215H172ZM175 216H177V215H175ZM188 216H190V215H188ZM191 216H192V215H191ZM191 216H190V217H191ZM194 216H195V215H194ZM197 216H198V215H197ZM211 216H212V215H211ZM135 217H136V216H135ZM135 217H134V218H135ZM155 217H158V216H155ZM160 217H161V216H160ZM160 217H159V218H160ZM164 217H165V216H164ZM166 217H165V218H166ZM179 217H180V216H179ZM185 217H186V216H185ZM185 217H184V218H185ZM190 217H189V218H190ZM192 217H193V216H192ZM192 217H191V220H192ZM215 217H214V218H215ZM134 218H133V221H129V223H130V222H132V223L134 222L133 225H136V224H135L136 221H134ZM136 218H137V217H136ZM136 218H135V219H136ZM171 218H173V217L170 216V219H171ZM174 218H175V217H174ZM174 218H173V219H174ZM197 218H199V217H197ZM204 218H205V217H204ZM209 218H210V217H209ZM218 218H219V217H218ZM137 219H138V220H137ZM137 219H136V220H137L139 223H138V222H136V223H137V224H140V222H141L140 219H139V218H137ZM157 219H158V218H157ZM161 219H163V218H161ZM167 219H165V221H166ZM177 219H178V218H177ZM207 219H208V218H207ZM212 219H213V218H212ZM224 219H225V218H224ZM130 220H131V219H130ZM171 220H172V219H171ZM194 220H195V219H194ZM194 220H193V221H194ZM196 220H197V219H196ZM208 220H210V219H208ZM220 220H221V219H220ZM244 220H243V221H244ZM174 221H176V220H174ZM178 221H179V219H178ZM178 221L175 222V223H177V224H175L176 226H177V225L180 226L181 223H182V222H179V223H180V225H179ZM206 221H207V220H206ZM213 221H214V220H213ZM213 221L211 220V222H213ZM222 221H223V220H222ZM222 221H221V222H222ZM224 221H225V220H224ZM226 221H227V220H226ZM127 222H128V221H127ZM127 222H126V223L124 222V224H129V223H127ZM162 222H163V221H162ZM186 222H187V221H186ZM196 222H197V221H196ZM216 222H217V219H216ZM221 222H220V224H221ZM229 222H230V219L227 221V224H229ZM132 223H131V225H132ZM184 223H185V222H184ZM188 223H190L189 220H188ZM188 223H187V224H188ZM205 223H209V221H208V222H205ZM218 223H219V222H218ZM218 223H217L216 225H218ZM223 223H224V222H223ZM223 223H222V224H223ZM124 224H123V225H124ZM163 224H165V223H163ZM168 224H169V223H168ZM168 224H167V225H168ZM192 224H195V223H192ZM192 224H188V225H192ZM196 224H197V223H196ZM196 224H195V225H196ZM201 224H202V223H201ZM201 224H199V225H201ZM210 224H211V223H210ZM213 224H214V223H213ZM213 224H212V226H213L212 229H213L214 227H217V228H218V226H214ZM222 224H221V225H222ZM131 225H129V226H131ZM199 225H196V227L199 226ZM207 225H208V224H207ZM221 225H219V226H221ZM243 225H244V226H243ZM124 226H125V225H124ZM126 226H127V225H126ZM173 226H174V224H173ZM201 226H202V225H201ZM166 227L168 228V226H166ZM184 227H185V226H184ZM192 227H193V226H192ZM210 227H211V226H210ZM234 227H235V226H234ZM249 227H250L251 229H250ZM170 228H171V227H170ZM170 228H168V229H169V230H172V229H170ZM172 228L175 229V228H179V227H172ZM187 228H189V227H185L186 230H187ZM235 228H236V227H235ZM245 228H244V229H245ZM165 229H166V228H165ZM189 229H190V231H191V228H189ZM192 229H193V228H192ZM201 229H205V228H201ZM206 229H207V227H206ZM209 229H210V228H209ZM209 229L206 230V231L208 232ZM223 229H225V228H223ZM223 229H221V231H223ZM242 229H241V230H240V229H237V230H239L240 232L242 231V232H241V234H242V233H243V230H242ZM249 229H250V230H249ZM158 230H159V229H158ZM160 230H163V229H160ZM160 230H159V231H160ZM166 230H167V229H166ZM166 230H165V231H166ZM183 230H184V229H182V228L180 229L181 232H183ZM193 230H194V229H193ZM197 230H198V229H197ZM214 230H215V229H214ZM218 230H220V229H218ZM234 230H236V229H234ZM253 230H251V232L253 233L252 238H251V235H252L251 233H249V234H245V236H248L247 238L250 237L251 239H248V240H247L246 237H243V238H245V240H247V241L250 242V240H252L253 237H255L254 234H256V233H259V232H260L259 235L262 234V236H263V233H262L261 231H259L258 229H256V230H257L256 233H254ZM263 230H264V228H263ZM159 231H158V232H159ZM177 231H179V230H177ZM180 231H179V232H180ZM190 231H189V232H188V231H184V233H185V234H186V232L190 233ZM204 231H205V230H204ZM204 231H203V233H204ZM206 231H205V232H206ZM210 231H211V230H210ZM215 231H216V230H215ZM244 231H245V230H244ZM258 231H259V232H258ZM161 232H162V231H161ZM167 232H168V230H167ZM167 232H165V234H164V231H163L162 233H163L164 235H166ZM170 232H172V234H173V232H175V231L172 230V231H170ZM191 232H193V231H191ZM218 232H219V231H218ZM223 232H224V231H223ZM240 232H239V233H240ZM263 232H264V231H263ZM168 233H169V232H168ZM200 233H201V232H200ZM213 233H214V232H213ZM221 233H222V232H221ZM221 233L219 232V235H220ZM160 234H161V233H160ZM177 234L179 235V233H177ZM196 234H197V232H196ZM201 234H202V233H201ZM208 234H210V233L208 232ZM211 234H212V233H211ZM211 234H210V236H211ZM250 234H251V235H250ZM168 235H169V237H171V236H170L171 233H169ZM168 235H166V236H168ZM182 235H183V234H182ZM182 235H180V236H182ZM189 235H190V234H187L188 239H187V243H186V244H188V243H190L191 241H193V240H191L190 242H188V241H189V237H190L192 234H191L190 236H189ZM202 235H204V234H202ZM219 235H217V236H219ZM249 235H250V236H249ZM160 236H161V235H160ZM174 236H175V235H173V237H174ZM180 236H178V237H180ZM207 236H208V235H207ZM210 236H209V237H210ZM243 236H244V234H243ZM257 236H258V235H257ZM149 237H150V236H149ZM162 237H164V236H162ZM169 237H168V238H169ZM200 237H201V235H200ZM204 237H206V236H204ZM212 237H214V236H212ZM258 237H259V236H258ZM258 237H256V239H257ZM35 238H36V239H34V241L37 242V243H38L40 240H43V239H41L42 237L39 239L38 236H37V237L35 236ZM111 238L114 239V236L111 237ZM157 238H158V240H160V239H159V236H158ZM183 238H185V235H184ZM183 238H182L181 240H178L177 238H174V239H177V241H182ZM191 238H192V237H191ZM195 238H196V237H195ZM198 238H199V236H198ZM198 238H197V239H198ZM206 238H207V237H206ZM206 238H205V239H206ZM216 238H218V237H216ZM37 239H38L39 241H36ZM164 239H167V237H165ZM185 239H186V238H185ZM193 239H194V238H193ZM202 239H203V238H202ZM205 239H204V240H205ZM212 239H213V238H212ZM214 239H215V238H214ZM114 240H115V239H114ZM158 240H156V239H152V241H156V242H158ZM207 240H209V239H207ZM207 240H205V241H207ZM215 240H216V239H215ZM218 240H219V239H218ZM218 240H217V241H218ZM241 240H242V239H241ZM241 240H238V241H240V242H239L240 244H241ZM34 241H32V242L35 243ZM111 241H112V239H111ZM150 241H151V238H150ZM167 241H168V240H167ZM169 241H170V240H169ZM169 241H168V242H169ZM172 241H173V239H172ZM172 241H171V242H172ZM177 241H175V242H177ZM199 241H200V239H199ZM213 241H214V240H213ZM242 241H244V240H242ZM247 241H244V243L247 242ZM108 242H109V239H108ZM114 242H115V241H114ZM119 242H120V241H119ZM146 242H147V241H146ZM148 242H149V241H148ZM148 242H147V243H148ZM159 242H160V241H159ZM175 242H174V243H175ZM197 242H198V240H197ZM197 242H196V243H197ZM200 242H201V241H200ZM202 242H203V241H202ZM208 242H210V240H209ZM215 242H216V241H215ZM252 242H254V241H252ZM33 243H31V244H32L31 247H32V246H36V245H34ZM106 243H107V242H106ZM112 243H113V242H112ZM112 243H111V244H112ZM153 243H154V242H153ZM174 243L172 242V244H174ZM178 243H179V242H178ZM194 243H195V242H194ZM211 243H212V241H211ZM213 243H214V242H213ZM219 243H220V241H219ZM258 243H260V242H258ZM35 244H36V243H35ZM107 244H108V243H107ZM151 244H152V242H151ZM151 244H150V246H151ZM172 244H171V245H172ZM181 244H182V243H181ZM183 244H185V243L183 242ZM191 244H193V242H192ZM206 244H207V243H206ZM206 244H200V246L203 245V247H202V246H201V247L199 246V248H201V249L204 248V245H206ZM215 244H216V243H215ZM247 244H248V242H247ZM247 244L245 243V246H244L245 248L249 246V245H247ZM253 244H255V243H253ZM262 244H263V243H262ZM115 245H116V243H115ZM146 245L148 246V244H146ZM155 245H156V244H155ZM155 245L153 244V246H155ZM164 245H165V243H164ZM169 245H170V244H169ZM169 245H168V246H169ZM188 245H189V244H188ZM188 245H186V246H188ZM210 245H212V244H210ZM246 245H247V246H246ZM250 245H251V247L253 246L252 244H250ZM11 246H12V245H11ZM15 246H16V247H15L14 249H16L17 251H21V250H22L21 245H18V244H17V245H15ZM110 246H111V245H110ZM150 246H149L148 248H150ZM175 246H176V244L174 245V247H175ZM177 246H179V247H178L179 249H182V246H180V244L177 245ZM186 246H184L185 248L183 249V251H179V249H178V248H177V249H178V251H179L180 253H184V250L186 249ZM193 246H195V244H194ZM193 246L191 245V246H190V249H191V247H193ZM197 246H198V245H197ZM206 246H209V245H206ZM212 246H214V245H212ZM215 246H218V244L215 245ZM256 246H257V245H256ZM256 246H255V248L258 247V246H257V247H256ZM261 246H263V245H260V247H259V248H261V249H260L261 251H260V250H258V251H260V252L262 253V248H263V247H261ZM9 247H10V246H9ZM31 247H30V248H31ZM68 247H69V246H68ZM100 247H101V246H100ZM113 247H114V246H113ZM121 247H123V246H121ZM160 247H161V246H160ZM180 247H181V248H180ZM237 247H238L239 249L242 248L241 246H240V247L237 246ZM10 248H11V247H10ZM30 248H29V249H30ZM34 248H35V247H34ZM34 248H33V249H34ZM115 248H116V247H114L113 251L115 250V252H116V251L119 250V249L116 250ZM128 248H129V247H128ZM146 248H147V247H146ZM148 248H147V251H148ZM151 248H152V247H151ZM169 248H171V247H169ZM172 248H173V247H172ZM172 248H171V250L174 249V248H173V249H172ZM193 248H194V247H193ZM238 248H237L236 251L239 253V252H241L242 250L239 251ZM253 248H254V246H253ZM255 248H254V249H255ZM31 249H32V248H31ZM33 249H32V250H33ZM65 249H66V248H65ZM156 249H158L157 245H156V247H155V251H156ZM159 249H160V248H159ZM162 249H163V248H162ZM177 249L175 248V251H176ZM190 249H186V251L188 250V252H189ZM201 249H200V250H201ZM246 249H247V248H246ZM246 249H245V250H246ZM250 249H251V248H250ZM254 249H253V250H254ZM68 250H69V249H68ZM70 250L72 251V248H70ZM124 250H126V249L124 248L122 251H121V250H119V251H121V253L124 254V253H123ZM131 250H132V249H131ZM152 250L154 251V249H152ZM164 250H165V249H164ZM167 250H168V249H167ZM171 250H170V251H171ZM197 250H199V249L197 248L196 251L194 250L195 253H198V252H199V251L197 252ZM203 250H204V249H203ZM247 250L249 251V249H247ZM247 250H246V251H247ZM1 251H2V250H1ZM8 251H9V249H8ZM8 251H7V252H8ZM14 251H15V250H14ZM28 251H29V250H28ZM30 251H31V250H30ZM30 251H29V252H30ZM60 251H61V249L59 250V252H60ZM113 251L111 250V252H113ZM147 251H146V252H147ZM160 251H161V250H160ZM165 251H166V250H165ZM173 251H174V250H173ZM173 251H172V252H173ZM191 251H192V250H191ZM194 251H193V255L196 256V254L194 253ZM243 251H244V250H243ZM243 251H242V252H243ZM255 251H256V253L258 254V251H257V250H255ZM3 252H4V249H3ZM5 252H6V251H5ZM15 252H16V251H15ZM29 252H27L28 255L30 254ZM65 252H66V251H65ZM67 252H69V251H67ZM72 252L74 253V250H73ZM150 252H152V251H150ZM156 252H157V254H159V253H158L159 250L156 251ZM162 252L164 253V251H162ZM162 252H161V253H162ZM166 252H167V251H166ZM172 252H169V251H168L169 254L166 253V255H167V254L170 255V253H172ZM176 252H177V251H176ZM188 252H186V253H188ZM200 252H201V251H200ZM213 252H214V250L211 251L212 254H214ZM244 252H245V251H244ZM73 253H72V254H73ZM118 253H119V252H118ZM125 253H126V252H125ZM152 253H153V252H152ZM163 253H162V254H163ZM177 253H178V252H177ZM177 253H176V255H177ZM190 253H191V252H189V254H190ZM203 253H204V252H203ZM203 253H202V254H203ZM238 253H236V255H238ZM248 253H249V252H248ZM248 253H247V254H248ZM253 253H254V252H253ZM58 254H59V253H58ZM60 254H61V252H60ZM69 254L71 255L70 252H69ZM146 254H147V253H146ZM153 254H154V253H153ZM164 254H165V253H164ZM173 254H174V253H173ZM173 254H172V257L174 256ZM199 254H200V253H199ZM247 254H245V256H246ZM6 255H7V254H6ZM62 255H63V254H61V256H62ZM64 255H65V254H64ZM116 255H118V254H116ZM119 255H120V253H119ZM126 255H127V254H126ZM126 255H125V256H126ZM132 255H133V254H132ZM147 255H148V254H147ZM150 255H151V254H150ZM166 255H165L166 258L169 257V256H166ZM176 255H175V256H176ZM179 255H182V256L185 257L187 254H186V255L178 254V256H179ZM197 255H198V254H197ZM236 255H235V258H237ZM239 255H241V254H239ZM248 255H249V254H248ZM248 255H247V256H248ZM7 256H8V255H7ZM9 256L13 257L12 254L9 255ZM14 256H15V255H14ZM29 256H30V255H29ZM59 256H60V255H59ZM71 256H72V255H71ZM125 256H123V257H124V258H123V259H124V264H127V263H126L127 260L125 259V258H126ZM128 256H130V255H127V257H128ZM134 256H135V255H134ZM151 256H152V255H151ZM151 256H150V257H151ZM156 256H157V255H156ZM170 256H171V255H170ZM175 256H174V257H175ZM178 256H177V258H178ZM191 256H192V255H190V257H191ZM200 256H201V254H200ZM247 256H246V258L251 257V255L248 256V257H247ZM252 256H254V255H252ZM74 257H75V256H74ZM116 257H117V256H116ZM119 257H120V256H119ZM150 257H148V258H150ZM153 257H155V256H153ZM162 257H163V256H162ZM165 257H164V258H165ZM184 257H183V258H184ZM192 257H194V256H192ZM192 257H191V258H192ZM59 258H60V257H59ZM130 258H131V257H130ZM135 258H136V257H135ZM143 258H144V257H143ZM151 258H152V257H151ZM180 258H181V257H180ZM180 258H179V259H180ZM183 258H181V259H183ZM194 258L196 259L197 257H194ZM240 258H241V257H240ZM240 258H238V260H240ZM242 258H243V257H242ZM107 259H108V258H107ZM118 259H119V258H118ZM127 259H128V258H127ZM133 259H134V258H133ZM141 259H142V258H141ZM153 259H154V258H153ZM153 259H152V260H153ZM170 259L174 260L173 258L170 257V258H168V260H169L168 263H170V261H171ZM175 259H176V258H175ZM181 259H180V260H181ZM226 259H227V258H225V261H226ZM77 260H78V258H77ZM109 260H110V259H109ZM125 260H126V261H125ZM145 260H146V259H145ZM147 260H148V259H147ZM159 260H160V259H159ZM165 260H166V259H165ZM176 260H177V259H176ZM180 260H178V261H180ZM185 260H186V259H185ZM185 260H184V261H185ZM189 260H191V259H189ZM200 260H201V259H200ZM202 260H203V259H202ZM222 260H223V262H222V261H221V262L225 264L224 259H222ZM233 260H234V259H233ZM238 260H237V261L234 260V262H235V261H236V262H239ZM242 260H243V259H242ZM242 260H241V261H242ZM255 260H256V259H255ZM255 260H253L254 263L257 262V261H255ZM257 260H258V259H257ZM120 261H122V260H120ZM120 261H119V262L117 261V262H118V263H121ZM136 261H137V259H134V262H135V263H136ZM178 261H176V262H178ZM182 261H183V260H182ZM197 261H199V260H195V262H197ZM245 261H246V260H245ZM127 262H128V261H127ZM142 262H143V261H142ZM150 262H151V261H150ZM166 262H167V261H166ZM166 262H165V263H166ZM172 262H173V261H171V263H172ZM174 262H175V261H174ZM189 262H191V261H189ZM189 262H188V263H189ZM192 262H194L193 259H192ZM192 262H191V264H193ZM200 262H201V261H200ZM200 262H198V263H200ZM202 262H203V263H202ZM202 262H201V263L204 264V262H206V261H202ZM236 262H235V264H237ZM247 262H248V260H247ZM247 262H246V264H247ZM75 263H76V262H75ZM145 263H146V262H145ZM147 263H148V261H147ZM153 263H156L155 259H154V262H153ZM165 263H164V264H165ZM171 263H170V264H171ZM186 263H187V262H186ZM206 263H207V262H206ZM226 263H227V262H226ZM239 263H240V262H239ZM248 263H249V264H250V263L253 264L252 261H251V262H248ZM76 264H77V263H76ZM121 264H122V263H121ZM131 264H132V263H131ZM137 264H138V263H137ZM139 264H140V262H139ZM149 264H150V263H149ZM151 264H152V263H151ZM177 264H180V263H177ZM217 264H220V263H217ZM241 264H242V263H241ZM244 264H245V263H244ZM256 264H257V263H256Z\"/></svg>",
	"mask_w": 264,
	"mask_h": 264
}]
</instances>
